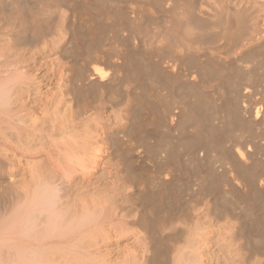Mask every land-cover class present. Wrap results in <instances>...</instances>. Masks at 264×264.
I'll return each instance as SVG.
<instances>
[{
	"label": "bare ground",
	"instance_id": "6f19581e",
	"mask_svg": "<svg viewBox=\"0 0 264 264\" xmlns=\"http://www.w3.org/2000/svg\"><path fill=\"white\" fill-rule=\"evenodd\" d=\"M147 11L173 18L161 28L152 16V31ZM108 31L117 48L111 37L102 42L110 52H100ZM157 43L171 53L151 47L159 50L152 61L143 51ZM250 79L264 83V0H0V264H264V130L253 131L264 105L250 106L242 91ZM247 132L255 151L238 140ZM140 139L157 141L146 147L151 159ZM120 142L152 163L158 157L149 184L138 178L141 155L139 170V155L131 153L133 167ZM184 174L205 199H193L200 210H187L186 221L198 212L205 222L192 225L197 241L179 220L198 244L169 263L160 244L170 237L160 236L172 221L159 216L157 225L153 215Z\"/></svg>",
	"mask_w": 264,
	"mask_h": 264
},
{
	"label": "rangeland",
	"instance_id": "374dc122",
	"mask_svg": "<svg viewBox=\"0 0 264 264\" xmlns=\"http://www.w3.org/2000/svg\"><path fill=\"white\" fill-rule=\"evenodd\" d=\"M148 13L150 14V12H148V11L145 13V14H146V17H144V21H145L147 24H148L149 21L151 22V24H150V23L148 24V27H149V25H152L151 28H149V29H152V31H153L154 27H156L155 24H154V22H153L156 18L153 19V17H157V16H156V15H153L152 13H151L150 15H147ZM158 14H159V15H158V16H159V19H158V17H157V19H158V20H161V22H158V23H159V25L161 26V28H163L162 26H166V25L169 24V23H166V22L169 21V20L166 21L167 18L169 17V15L167 14L168 17H167L166 20H165L163 16H165L166 13L163 12V14H162V12H160V13H158ZM160 14H162L163 16H162V15L160 16ZM148 16H150V17H148ZM152 16H153V17H152ZM162 17H163L164 22H165V23H163V24H162V20H163ZM170 18H173V17H171V15H170V17H169L168 19H170ZM148 19H149V20H148ZM157 19H156V20H157ZM156 20H155V21H156ZM170 20H171V19H170ZM153 24H154V25H153ZM161 24H162V25H161ZM168 26H169V25H168ZM148 27H146V28H144V29L147 30ZM164 28H167V27H164ZM144 29H142V30H144ZM149 29H148V30H149ZM146 30H145V31H146ZM148 30L146 31L147 33L149 32ZM145 31H143V32H145ZM150 31H151V30H150ZM154 31H155V30H154ZM108 32H109L110 35L114 34V33H112V32L110 33V31H108ZM139 32H142V31L140 30ZM147 33H146V34H147ZM149 33H150V32H149ZM149 33H148L147 35H149ZM109 34L106 32L105 35L102 36V38H104V40H102L101 42L98 43V50L101 49L100 52H102V51H104V53L110 52L109 49L107 48L108 46L106 47V45L109 44V43H107V42H109V41L111 42L113 39H114L113 41L116 42V43H112L111 45H109V48H111L110 46H112V45L114 46V48H113V47L111 48L113 51L115 50V48H117V45H118V44H117V41H118V40L116 39L115 35H114V36H113V35L110 36ZM142 34H145V33H140V35H142ZM150 34H151V33H150ZM108 35H109V36H108ZM142 36H143V35H142ZM144 36H145V35H144ZM111 37L113 38L112 40H110ZM146 37H147V36H146ZM100 39H101V38H100ZM100 39H99V41H100ZM107 40H109V41H107ZM216 40H217V39H216ZM216 40H211V41H213V42L215 43ZM104 41L106 42V43H105L106 45H102V44H104V43H102V42H104ZM162 41H163V40H162ZM162 41H161V43H159V45H163V46H165V44H162ZM218 41H219V40H218ZM218 41H217V42H218ZM163 43H164V41H163ZM209 43H211L210 45H212V42H209ZM219 43H220V42H219ZM206 44L208 45V48H209L210 46H209L208 42H207ZM206 44L203 43L202 46H203V45L205 46ZM215 44H216L217 46H221V44H220V45L217 44V43H215ZM216 45H212V46H216ZM101 46L105 47L106 49L103 50V48H102ZM156 46H158V43H157L154 47H153V46H148V47H145V50H144V48H143V50H144L143 53L146 52V53H145L146 55L153 57V58H152V61H156L157 59H159V57L156 56V54L158 53V51H159V50H158V47H160V46L157 47V53H156V54H155V49H154V50L152 49V48H156ZM163 46L160 47L161 50H163ZM200 46H201V45H200ZM204 46L202 47V48H203L202 50H200L201 48L198 49L199 46H198V48L196 47L195 49H196L197 53L199 52L198 50L203 51V50H205V49L207 48V46H205V49H204ZM217 46H216V47H217ZM99 47H100V48H99ZM151 47H152V48H151ZM165 47H166V46H165ZM165 47H164V50L161 51V53L159 52V54H160L159 56H161V57H164V56H165V57H168L167 55H170L171 51H169V50H168L167 48H165ZM216 47H215V48H216ZM149 48H151V49L153 50V53L150 54V53L147 52V51L151 52V50H150ZM215 48L212 47L211 49L213 50V49H215ZM218 48H219V47H218ZM222 48H224V46H223V47L221 46V49H222ZM146 49H147V50H146ZM148 49H149V50H148ZM165 49H166V51H167L168 53H166ZM106 50H107V52H106ZM112 50H111V51H112ZM226 50L228 51V49H225V48H224V50L222 49L224 55H225V53H226V52H225ZM164 51H165V52H164ZM176 51H177V50H174V51H173L174 54H176ZM189 51H190V53H191L192 51L195 52V50H193V49H189ZM173 52H172V53H173ZM179 52H180V53H179ZM181 52H182V53H181ZM204 52H205V54H207V52L210 53L211 51H210V50H206V51H203V53H204ZM232 52H234V51H232ZM162 53H164V54L162 55ZM165 53H166V54H165ZM188 53H189V52H188ZM203 53H202V52H201V54L198 53L196 57H200V59L202 58V59H201L202 61L205 60V59L207 60V58L203 57V55H204ZM209 53H208V54H209ZM149 54H150V55H149ZM178 54H179L178 56L181 57L180 54H184V53H183V51H181V49H180V50L178 49ZM223 54H222V57L224 56ZM227 54H228V53H227ZM229 54H231V51H230V50H229ZM233 54H234V53H232L231 55H233ZM171 55H173V54H171ZM198 55H199V56H198ZM200 55H201V56H200ZM231 55L229 56L230 58H229L228 55H227V58H226V59H227V60H228V59H231ZM234 55H235V54H234ZM234 55H233V57H234ZM173 56H174V55H173ZM175 56H176V55H175ZM175 56H174V57H175ZM225 56H226V55H225ZM225 56H224V57H225ZM154 57H155V58L158 57V58H157L156 60H154V59H155ZM180 57H179V58H180ZM182 57H183V55H182ZM224 57H223V58H224ZM233 57H232V58H233ZM169 58H171V56H169ZM175 58H177V56H176ZM179 58H177V59H179ZM204 58H205V59H204ZM196 59L200 60L199 58H196ZM196 59H195L194 61H195V62H198ZM224 59H225V58H224ZM226 59H225V60H226ZM80 60H81V59H80ZM170 60H171V59H170ZM184 60H185V61H182V63H184V62L186 63V62L190 61L191 59H189L188 61H186L187 58H185ZM201 60L199 61L200 63L202 62ZM191 61H193V60H191ZM228 61H229V60H228ZM167 62H168V58L165 59V63H164V65H166ZM188 63H190V62H188ZM242 63H243V62H241V64H240V63L238 62V65H241V66L244 67V66H245L244 64H245L246 62H244L243 64H242ZM249 63H250V62H249ZM249 63L247 62L246 65L249 64ZM190 64H191V63H190ZM250 65H251V66H250ZM183 66H184V64H183ZM185 66H186V67H184V68H189V64H186ZM252 66H253V64L250 63L249 65L246 66V68L249 67V68L252 69V68H253ZM238 68H239V66H238ZM240 68L242 69V67H240ZM240 68H239V69H240ZM241 69H240V70H241ZM232 72H233V71H232ZM240 74H243V73L240 72ZM240 74H239V75H240ZM237 75H238V74L233 75V76L236 77ZM239 75H238V76H239ZM238 76H237V77H238ZM244 76H245V75L243 74V76H241V77H243V79L246 80L247 77H244ZM237 77H236V79H237ZM241 77H238V78H240L241 81H243ZM249 78H251V77H248V79H249ZM252 78H254V77H252ZM255 78H257V77H255ZM250 80H251V79H250ZM250 80H247L246 83H248ZM252 80H253V79H252ZM252 80H251V82H254L256 85H258V88L261 87L260 90L258 91L257 89L254 88L255 86H254V87L251 86L253 83L251 84V82H250V84H251L250 87H253V89H252V88L250 89V87L248 86V84H249V83H248V84H243V85H245V86L247 85L249 88L246 87V89H245V87H244L245 90L242 88V89H243L242 91H244V93H246V91H247V94H248L249 96L252 95V97H251V96H250V97L252 98V103H253V105H252V103H251V98H250V99L247 98V99H249V102L251 103V105L249 104V102H248V103H245V105L248 104V105H250V106H253V107H255V108H258V107H256V106L259 105V107H260V106H263V105H264V100H263V98H264V89L262 88V87H264V85H262V84H264V83L260 81L261 79H260V80H256V79H255V80H253V81H252ZM259 81H260L261 83H260ZM262 81H264V79H263ZM255 84H253V85H255ZM242 87H243V86H242ZM256 88H257V86H256ZM247 89H249V91H248ZM121 90H122V89H121ZM121 90H120V93L123 95V93H122ZM253 90H255V91L257 90L258 92H257V91L255 92V91H253ZM205 91H209V90L205 89ZM118 92H119V90H118L117 93H116L117 96H115V94H114L113 97H114L115 100H116V98H118V100H116V101H118V102H122L123 99H122V97H120V95H119L120 93L118 94ZM178 92H179V91H178ZM254 92H255V93H254ZM252 93H253L254 95H253ZM101 96H102V95L99 96V97H100V101H101V99H102V97H103V96H102V97H101ZM118 96H119L120 98H119ZM99 97H98V99H99ZM260 97H262V98H260ZM98 99H97V100H98ZM120 99H121V100H120ZM247 99H246V101H247ZM119 100H120V101H119ZM259 100H260V101H259ZM262 100H263V102H262ZM97 102H98V101H97ZM254 102H255V104H257L256 106H255ZM258 103H259V104H258ZM262 103H263V104H262ZM246 106H247V105H246ZM260 126H261V127H260ZM260 126H259L260 128H259L258 126L254 127V130H253V131H254L255 133H259V132H261L262 130H264V122H263L262 125H260ZM147 127H148V126H147ZM145 128H146V127H145ZM145 128H143L142 130H144ZM149 128H150V129H149ZM148 129L151 130V131H152V130L155 131L154 129L151 128V126H149ZM148 129L146 128L145 130H147V131H146V132L143 131V132H145V133L142 132L140 135L142 136L143 134H145V136H147L146 133L148 132ZM151 131L148 132V135H151V133H156V132H153V131L151 132ZM253 131H252V132H253ZM150 132H151V133H150ZM252 132H250V134H251ZM254 132L251 134L253 137L256 136V135H254V134H255ZM248 133H249V132L245 133V134H244L245 136H244V135H241L242 137L238 136V140H240V139L242 138L241 141H242V140H243V141H246V140L248 139V141H246V143H247V148H250L252 151H255V148H254V145H253V139L251 138L252 136L249 135ZM157 134H158V135H157ZM145 136H144V137H145ZM154 136H155V137L158 136V137L160 138V134H159V133H156V135H155V134H152V137H154ZM250 136H251V137H250ZM138 137H139V136H138ZM144 137L142 136L141 138L143 139L142 141L145 140L144 142H146V143L148 142V138H151V136H148V138H147V137L144 138ZM245 137H246V138H245ZM139 138H140V137H139ZM139 138L136 137V139H135L136 142L138 141ZM159 138L156 137V139H157L158 142L160 141V140H158ZM154 139H155V138H154ZM249 140L251 141V144L248 143ZM139 141H140L141 143H143L142 146H143V147L145 146V147H144V150H145L148 154H147V153L144 154V152H143L144 150L141 149V147H139V146H141V144L138 145V147L140 148V151H139V148H138V151H137L138 153H137V154H136V152H129V151H127V150H124V149H126V148H125L126 145H124L123 142L118 143L117 149L119 150V153H121V155L125 152V153H126V156H125V154H124V155H122V157L125 156L126 159H128V158L130 157V158L128 159L129 161H130V159H133V157L131 158V156H134V155H131V153H132V154H136L137 156L139 155L138 157H135V156H134V159L138 160V158L140 157V155H141V158H142V156H144V155H145V157H146V154H147V156H148V155L150 154L149 151L152 149V146L155 147V148H153V150L156 149V146H157V145H156V142H157L156 140H150V139H149V142H150V145H151V146H150V145H148V146H149L151 149H148L149 147L146 146V144H145L144 142H142L141 139H140ZM154 141H156V142H154ZM151 142H152V143H151ZM231 142H233V141H232V140H231V141L228 140V141L226 142V144H227L226 146H228L227 149H230V148L232 147V145L234 146L235 143L233 142L234 144H232ZM228 143H229L231 146H230ZM148 144H149V143H148ZM154 144H155V146H154ZM157 144H158V143H157ZM237 146H238V145H237ZM146 147H147V149H148L149 151L146 150ZM121 149H122L123 152L121 151ZM142 150H143V151H142ZM120 151H121V152H120ZM151 152H152V150H151ZM139 153H140V154H139ZM142 153H143V154H142ZM153 154H154V153H153ZM200 154H201V155H204L203 152L200 153ZM128 155H130V156H128ZM211 155H215V153H212ZM127 156H128V157H127ZM148 157L151 159L150 155H149ZM152 157H153V158L155 157V159H156V156L152 155ZM125 158H124V159H125ZM141 158H139L138 161H135V160L133 159V160H134V165H135L136 167H135V166L133 165V163H132L133 160H131L132 162L130 161V163H132L131 165H132L133 167H135V168H137V169H139V170H140V168H142V167H141V166L143 165L142 162H143V163H146V164L143 165L144 167L142 168V170H140V171H142V172L139 171V174L142 173L141 175H143V176H140V175L138 174V175L140 176V177H138V178H140L141 181L143 180L142 182L145 184L146 181H148V180L150 179V176L152 175V173L154 174V171H153V170H154V167L152 166L153 163H154V165L156 166V164H158V162H159V159H158V157H157V159H156V160H157V163H156L155 159H154V160H151V161H153V163H152V162L149 161V158H148V160H146L147 158H146V159H143V158H144V157H143V158H142L143 161L140 160ZM145 160H146L147 162H146ZM129 161H128V162H129ZM139 161H140V162H139ZM141 161H142V162H141ZM154 161H155V162H154ZM126 162H127V160H126ZM135 162H136V163L138 162L139 164L141 163V166H139L138 163H137V165H136ZM130 163H129V164H130ZM151 163H152V164H151ZM129 164H128V165H129ZM131 165H129V166H131ZM146 165H147V166H148V165H151V166L153 167V169L151 168V166H150V168H151V171H153V172H150V169L147 170V167H145ZM158 165H159V164H158ZM158 165H157V166H158ZM184 165L186 166L187 164L184 163ZM132 166H131V167H132ZM139 167H140V168H139ZM145 168H146V169H145ZM156 168H157V167H156ZM186 168L188 169L187 166H186ZM137 169H136V170H137ZM184 169H185V167H184ZM187 169H185V170H187ZM185 170H184V171H185ZM188 171H189V170H188ZM186 172H187V171H185V174H186ZM137 173H138V172H136V174H137ZM149 173H150L151 175H150ZM187 173H188V172H187ZM185 174H184V176L182 175V180H183V181L181 180V182L184 183V185L180 184V186H181L182 189H183L182 186H185L186 183H189V182H188V179H189L188 175H189V174H188L187 176H186ZM152 176H153V175H152ZM152 176H151V177H152ZM185 176H186L187 178H186ZM147 177H148L149 179H148ZM144 178H145V181H144ZM146 179H148V180H146ZM151 179H152V178H151ZM151 179H150V180H151ZM148 182L150 183L151 181H148ZM185 182H186V183H185ZM149 183H146V184H149ZM186 185H187V184H186ZM188 185H189V184H188ZM188 185H187V186H188ZM178 186H179V183H178ZM178 186H177L176 188H178ZM187 186H186V187H187ZM189 186H190V187H187V188H189V189H187V188L185 187V188H184L185 190H182V191H184V192H183L184 194L182 193V191H179V190H181L180 187H179V190H178L179 192L175 189V193L173 194V198H172V201H171V202L174 201V203H175V205L173 204V206L175 207V208H174L175 212H176V210H177L176 213H174L172 216L169 214L170 212H172V211H171L172 209L169 208V205H172V204H171V202H170V203L167 202L169 205H167V204H166V206L164 205V207H161V210L159 209L158 211H155V212H154V214L157 212L158 215H153V216H155V217H153V218H155L154 220H155V223H156V224L159 222L158 219L156 220V217L159 218V216L161 217V218H159V220L161 219V221H163V224H164V222L166 223V222L169 221V220L172 221V223H170V221H169L168 223H166L168 226L171 225V226H169L170 228L165 224L169 229H171V231H172L171 233H170V230L168 231V228H167V227L164 228L165 226H163V224H162L161 222H160L161 224H157V225H161V226H163V229H165L164 231H163V229H161V235H162V236H160V238H161V237H162V238L160 239V242H162V239H163V238L165 239V237H167V235L170 237V238L168 239V241H167V240H163V241L165 242L164 245H163V242H162V244L159 243V244L161 245V248L163 249V255H164L163 258L168 259V260H169V263H172L174 260L177 261V260L181 259L182 257L186 258L188 255H190V254H189L190 252H188V251H189V249L192 248V247L189 248V247H188V244H187V243L191 242V240H192V239H190V237L193 238L194 235H196V237H194V238H195L197 241H200V238H198L199 233H197V229H196L197 225L195 224L194 227H193L192 225H193V223H194L195 221H197L196 223H197L198 225H200L203 221L205 222V219H202V218H204V217L200 218V217L196 216V215L198 214L199 210H200V207H196V204L198 203V204H197L198 206H199V204H200V206H202V205H203V202L205 201V199L203 198L204 196H203V194L200 193L198 190H195L196 188H194V187H197V186H194V187H193L195 192L192 191V190H193L192 185H189ZM191 188H192V189H191ZM197 189H198V188H197ZM186 190H189V191H186ZM190 190H191V191H190ZM198 192H199V195H198ZM192 193H193V194H192ZM176 194L178 195V197H180V198H179V201L177 200L178 197H176ZM181 194H182V195H181ZM190 194H191V195H190ZM174 195H175V196H174ZM189 196H190V197H189ZM194 196H195V197H194ZM197 196H198V197L200 196L201 198H200V197L198 198ZM174 197H176V198H174ZM187 197H189V198H187ZM205 197H206V196H205ZM194 198L196 199L197 203L194 202V200H193ZM174 199H175V200H174ZM191 199H192V201H191ZM208 199H211V197L207 196V197H206V200H208ZM177 201H178L179 203H178ZM189 201H190V202H189ZM193 202H194V203H193ZM176 203H177V204H176ZM195 203H196V204H195ZM192 205H193L194 207H193ZM167 206H168V207H167ZM173 206H172V208H173ZM183 206H184V208H183ZM170 207H171V206H170ZM180 207H181L183 210H182ZM191 207H192V208H191ZM195 207H196V209H195ZM164 208H167V209L163 210ZM184 209L186 210V213H185V210H184ZM192 209H194V210H192ZM169 210H170V212H169ZM187 210H188V212H189L188 215H190V216H192V215H191L192 213H193V214L195 213V212H194L195 210L198 211V212L196 211L197 214L194 216V217H195L194 220H192V218L190 219V220H192V222L189 221V220L186 221V218H185L184 215H186V214L188 213ZM161 211H163V212H161ZM164 211H165V212H164ZM167 211H168V212H167ZM183 211H184L185 214L183 213ZM160 212L163 213V215H164V213L167 212L168 215L166 214V216H165V215H164V216H163V215L161 216ZM173 212H174V211H173ZM191 212H192V213H191ZM150 213H151V212H150ZM178 213H179V214H178ZM181 213H182V214H181ZM171 214H172V213H171ZM169 215H170L174 220H173ZM180 215H182V216H184V217H182V216H180ZM177 217H178V218H177ZM180 217H182V219H181ZM186 217H187V216H186ZM166 218H169V220L166 219ZM183 218H185V220H184ZM187 218L189 219V217H187ZM165 219H166L167 221H164ZM179 220H180V221H184V222H190L189 224L187 223V225H188V228H190L191 226H192V228L188 229V231L191 230V229H195V230H194V231H195V234H193L194 232L191 230L193 233L190 232V233H191V236H190V237L187 236V234H188L189 232H188V233H187V232H184V231H187V230H186L187 228H186V226L182 227V223H180V224H181V228H180V224L178 223ZM200 221H202V222L200 223ZM173 222H174V223H173ZM175 222H176L177 224H176ZM184 222H183V224L185 225L186 223H184ZM178 224H179V228H178L177 232H175V233H176V234H175L176 237H175V235L172 234V233H174V231H176V230L173 231L172 228H177L178 226H176V225H178ZM189 225H190V226H189ZM174 226H176V227H174ZM159 227H160V226H159ZM161 228H162V227H161ZM184 228H186V229L183 231ZM179 229L181 230V231H180V232H181V235H180ZM165 231H166L167 234L165 233ZM183 232L186 233L184 238L182 237ZM170 234H172V235L170 236ZM163 235H164V237H163ZM178 235H180V236L178 237ZM186 237H189L188 239H190V240L188 241ZM199 237H200V236H199ZM184 241H185V242H184ZM192 241H194V240H192ZM197 241H194V243H195L194 246L198 244ZM182 243H184L185 246H184ZM165 244H166V246H167L168 249H166ZM189 244H190V246H193V242H191V243H189ZM186 246H187L189 249H186ZM194 246H193V247H194ZM171 247H172V248H171ZM173 247H174V251H175V253H174V251H173V253H172V251H171V250H173ZM178 248H179V249H178ZM180 248H182V249H180ZM184 248H185V249H184ZM176 250H178V254H181V253H183V254L180 255V256H178V254L176 253ZM183 250H184V251H187V254H186ZM181 251H182V252H181ZM190 251H191V250H190ZM165 256H166V257H165ZM172 257H173V258H172ZM171 258H172L173 260H172ZM184 258H183L181 261L186 260V259H184ZM174 262H175V261H174Z\"/></svg>",
	"mask_w": 264,
	"mask_h": 264
}]
</instances>
